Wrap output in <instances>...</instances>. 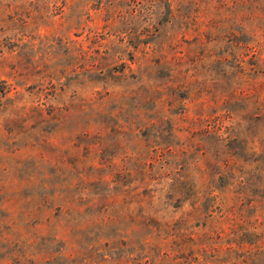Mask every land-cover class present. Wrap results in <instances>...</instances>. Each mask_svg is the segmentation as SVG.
<instances>
[{"label":"rangeland","instance_id":"374dc122","mask_svg":"<svg viewBox=\"0 0 264 264\" xmlns=\"http://www.w3.org/2000/svg\"><path fill=\"white\" fill-rule=\"evenodd\" d=\"M0 264H264V0H0Z\"/></svg>","mask_w":264,"mask_h":264}]
</instances>
